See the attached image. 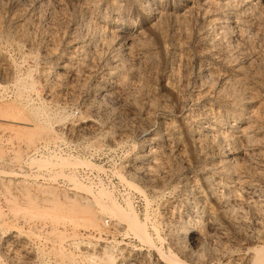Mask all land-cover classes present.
I'll return each instance as SVG.
<instances>
[{
  "label": "rangeland",
  "instance_id": "rangeland-1",
  "mask_svg": "<svg viewBox=\"0 0 264 264\" xmlns=\"http://www.w3.org/2000/svg\"><path fill=\"white\" fill-rule=\"evenodd\" d=\"M1 105L25 119L0 120V264H122L131 254L168 264L113 218L98 213L95 227L62 216L42 200L46 188L61 201L88 195L22 172L24 154L56 126L83 120L101 129L124 179L145 190L149 206L134 189L129 203L141 220L150 212L157 247L190 264H247L263 244L264 0H0ZM32 126L45 128L29 138ZM222 153L234 162L227 169ZM80 160L49 176L71 182L72 168L92 166ZM105 246L112 263L97 259Z\"/></svg>",
  "mask_w": 264,
  "mask_h": 264
},
{
  "label": "bare ground",
  "instance_id": "bare-ground-1",
  "mask_svg": "<svg viewBox=\"0 0 264 264\" xmlns=\"http://www.w3.org/2000/svg\"><path fill=\"white\" fill-rule=\"evenodd\" d=\"M113 34V33H112ZM125 36V35H124ZM110 37V36H109ZM108 38V37H107ZM109 40V39H108ZM111 44V43H110ZM109 44V45H110ZM64 66V65H63ZM56 68V67H55ZM48 69V68H47ZM53 69V67H52ZM49 70V69H48ZM44 71V70H43ZM54 72V71H53ZM52 72V74H54ZM50 72L46 70V72L44 71V75L47 76L49 75ZM19 81H17V83L19 84L20 87H23L27 93H29L30 91H33L34 92V95L35 93H37V91L35 92V85H34V82L31 81V82H26L24 80H21V79H18ZM227 82V81H226ZM236 83V82H234ZM244 82H242L243 84ZM244 85V84H243ZM239 86V84H238ZM245 86V85H244ZM243 86V87H244ZM241 88V87H240ZM245 89V88H244ZM37 90V89H36ZM31 95H32V92H31ZM38 95V94H36ZM36 97H39L36 96ZM3 106V105H1ZM0 106V120H5V121H8V119L6 118L7 116L9 117L11 115L12 117V114L14 113L16 116H19V115H22L24 117V115L22 114L23 112L20 111V107L17 110V108H13V106H3L1 107ZM25 107V106H24ZM23 107V109H24ZM30 108V107H29ZM32 108V106H31ZM30 108V109H31ZM28 109V108H27ZM25 110V109H24ZM29 110V109H28ZM32 110H35V108ZM48 110V109H47ZM30 111V110H29ZM31 113V111H30ZM56 113V111H55ZM34 114V113H33ZM49 114V113H47ZM14 116V115H13ZM26 116V114H25ZM49 116V115H48ZM48 116H44L45 118H48ZM15 117V116H14ZM21 117V116H20ZM20 117L19 119L17 120H12V122H15V123H18V124H24L23 121L20 120ZM11 119V118H10ZM9 119V120H10ZM14 119V118H13ZM25 119V117H24ZM23 119V120H24ZM82 122H87V123H91L92 125L95 124L94 122L92 121H87V120H83ZM43 123H46L43 121ZM48 125V124H47ZM42 127V126H41ZM47 127V126H46ZM247 127V126H246ZM43 128V129H42ZM41 129L44 131V127H42ZM264 128V127H263ZM245 129V128H244ZM41 130V131H42ZM41 131H39L38 129H36V127H31V128H28V131H27V134H28V137L29 138H34V137H37L39 136V134L41 133ZM48 131V130H46ZM147 133V134H146ZM221 133V132H220ZM224 133V132H223ZM230 134V133H229ZM148 135V132H145L144 134L142 133L141 137L143 136H146ZM202 135V134H200ZM199 135V137H200ZM204 135V134H203ZM219 135V134H218ZM34 136V137H33ZM197 136V135H196ZM224 136V134H223ZM226 136V134H225ZM224 136V137H225ZM227 136H228V133H227ZM232 136V135H229V137ZM234 136V135H233ZM244 136V135H243ZM208 137V136H207ZM240 137V136H239ZM242 137V136H241ZM153 137H150V140L152 139ZM198 138V137H197ZM209 138V137H208ZM234 138V137H233ZM232 138V139H233ZM201 139V138H200ZM198 139V140H200ZM229 139V138H228ZM231 139V140H232ZM237 139V138H236ZM204 140V138H203ZM207 139H205L206 141ZM209 140V139H208ZM145 141V140H144ZM143 141V142H144ZM213 140H211L212 142ZM223 141V140H222ZM209 143V142H207ZM211 143H209L210 145ZM208 145V146H209ZM213 145V144H212ZM206 146V145H205ZM203 147V146H202ZM211 147V146H210ZM209 148V147H208ZM204 149V148H203ZM221 152V151H220ZM219 152V153H220ZM216 153V152H215ZM214 153V154H215ZM218 153V152H217ZM229 153V152H228ZM213 154V155H214ZM148 154H140L138 155L135 159H136V162H143L142 160H144V157H146ZM209 155V153H208ZM210 156V155H209ZM219 156V155H217ZM211 157V156H210ZM216 158V157H215ZM221 162H223V166L226 167H230V163H231V158L228 155H225L224 153H222L221 155ZM213 159V157H212ZM220 159V157H219ZM207 160V159H206ZM234 160V158H233ZM232 160V161H233ZM31 162L34 164L36 163L37 166L39 167H43L45 168L48 173H52L51 174V177H53V173L56 175L57 173V170L59 172L65 170L66 168H70V167H74L75 165H79L80 162L83 163L85 161L83 160H78V159H69V158H66V157H58V158H49V157H46V158H39V159H35L33 158L31 160ZM87 163V162H85ZM214 163V162H213ZM234 163V162H233ZM231 163V164H233ZM86 165V164H85ZM88 165V164H87ZM216 165V164H214ZM235 165V164H234ZM218 166V165H217ZM236 166V165H235ZM216 167V166H215ZM234 167V166H233ZM221 168V166L219 167V169ZM40 169V168H39ZM227 169V168H226ZM230 169V168H229ZM234 171V169H232ZM231 170V171H232ZM225 171V170H224ZM223 171V172H224ZM230 172V171H229ZM238 172V170H237ZM231 173V172H230ZM54 175V176H55ZM71 178L70 180H72V185H73V188L77 191V193H85L86 195H88V197H82L81 195L79 194H75L76 196H72L74 198H70L69 195H66L64 194L63 196V201H61L59 198H57L56 195V190L55 188H46L43 193H45L43 195V198L42 200L45 202V201H50L51 203H53L55 206H56V209L61 211L62 212V216L66 217V218H73L75 219L78 218V219H82L83 221H85L84 223L86 224H89V225H93L96 227L98 226L97 222H95L94 219H96V216L97 214H104L110 218H113L115 220H117L118 224H121L123 225L122 228H121V231H123L122 233L124 235H132L134 236L139 242H141V244L143 245H147V246H150V247H156L157 248V253L160 254V256H162L161 258H164L165 261H168L167 263L169 264L170 263H175V264H190L188 262H185L184 260H182L180 258V256L175 252L173 251V249L167 247L165 250L162 249V246L160 247H157L156 246V241H158V243L162 244V237L160 236V233L158 231V227L156 225L155 222H151V217H150V212H148L146 210L145 212V215H144V218L141 220L138 215H137V212L135 211V209L132 207V205L130 204V199L129 198H126L124 201H125V206L121 205L120 203L116 202L115 198L112 196V191L104 188V187H100V188H97V189H94L92 188L91 186H89L88 184H85L83 183L79 178H77V176L71 174L69 175ZM50 177V176H49ZM50 177V178H51ZM53 179V178H51ZM123 181L125 182V184L131 188V189H134L135 191H137V193H141L143 198L145 199L144 201H146V206H149L147 204H149V201L150 199L148 198V196L146 195L145 193V190L140 186L138 185L134 180H128V179H124L123 178ZM209 182V181H207ZM210 185V184H209ZM208 185V187H209ZM213 186V185H211ZM216 189V188H215ZM214 189V190H215ZM211 190V189H210ZM213 190V191H214ZM212 191V190H211ZM212 191V192H213ZM217 191V190H216ZM215 192V191H214ZM238 195V194H237ZM223 197L222 195H219L218 197ZM75 197H79V199L75 198ZM81 197V198H80ZM232 197V196H231ZM224 198V197H223ZM225 199V198H224ZM228 199V198H227ZM29 201V200H28ZM202 201V200H201ZM227 201V200H225ZM130 202V203H129ZM227 203V202H226ZM48 205V204H47ZM208 211L210 212L211 208H207ZM145 211V210H144ZM205 211V210H204ZM202 212V211H201ZM207 212V210H206ZM227 212V211H226ZM61 214V213H60ZM210 215V214H209ZM212 216V214H211ZM209 216V219L207 220V223L210 225L211 223L214 222V220H212L214 217H211ZM61 217V216H60ZM63 218V217H62ZM202 220V219H201ZM200 221V220H199ZM199 221H198V225H199ZM206 221V219H205ZM187 224L186 225H183L182 226V230L185 234V238L187 237V234L192 232V229H193V226L191 222H189V219L185 221ZM148 223L150 226H148ZM155 223V224H154ZM201 223V222H200ZM206 223V222H205ZM206 223V224H207ZM216 223V222H215ZM204 224V223H203ZM201 224V227L202 225ZM205 224V225H206ZM207 224V225H208ZM208 225V226H209ZM152 230L153 233L155 234V237H153V235L150 233L149 230ZM181 230V232H182ZM263 242V241H262ZM183 245V244H182ZM181 245V246H182ZM186 245V244H185ZM86 246H87V243H86ZM102 250H103V254L102 255H99L97 257V259L99 261H104V262H110L112 263L113 262V259H112V256H111V252H110V249L109 248H106L105 247H101ZM186 248V247H185ZM183 249V248H182ZM191 249V248H190ZM190 249L188 248V250L190 251ZM186 250V251H188ZM99 251V250H98ZM101 251V250H100ZM250 253V254H249ZM248 254L251 255L248 259V262L247 264H264V242L262 245H259V246H256V247H251L249 250H248ZM98 255V254H97ZM190 255L191 257H194V258H199V253L197 250H191L190 251ZM123 256V255H122ZM125 257V256H124ZM96 259V258H95ZM238 259V257H237ZM98 261V262H99ZM238 261V260H237ZM92 262H94L92 260ZM238 263V262H237ZM90 264V262H89ZM93 264V263H91ZM96 264V263H95ZM100 264V263H99ZM113 264V263H112ZM122 264H126V263H122Z\"/></svg>",
  "mask_w": 264,
  "mask_h": 264
},
{
  "label": "built area",
  "instance_id": "built-area-1",
  "mask_svg": "<svg viewBox=\"0 0 264 264\" xmlns=\"http://www.w3.org/2000/svg\"><path fill=\"white\" fill-rule=\"evenodd\" d=\"M101 129L94 128L87 122L72 123L56 126L50 138L39 141L31 150L26 152L22 161V172L29 175V181L39 184H51L61 190L73 192L72 183L61 175L50 179L46 169H38L33 164V158H58L84 159L92 166H77L71 171L83 183L94 189L104 187L112 191L115 199L123 203L129 194L135 193L123 181V172L119 164L114 163V158L109 156L110 146L106 139L101 138ZM118 149V148H117ZM116 149V150H117ZM115 150V151H116ZM104 226L111 224L110 219L104 218ZM134 251L138 246L134 245ZM136 256V255H135ZM126 264H139L134 254L128 255Z\"/></svg>",
  "mask_w": 264,
  "mask_h": 264
}]
</instances>
